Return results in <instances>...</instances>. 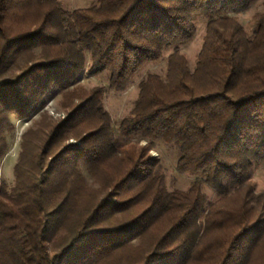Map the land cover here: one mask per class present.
<instances>
[{"label":"trees","instance_id":"1","mask_svg":"<svg viewBox=\"0 0 264 264\" xmlns=\"http://www.w3.org/2000/svg\"><path fill=\"white\" fill-rule=\"evenodd\" d=\"M250 2L96 0L68 10L61 0H0V75L24 60L0 78V161L11 115L30 117L51 90L68 110L42 114L23 136L15 186L0 179V264H264V193L250 183L264 162V12L250 38L235 22L218 26ZM196 14L210 22L195 70L171 54L166 80L148 75L120 126L179 145L178 170L201 179L169 191L149 146L116 143L105 89L77 81L107 70L110 88L125 89L194 37ZM204 183L222 199L210 202Z\"/></svg>","mask_w":264,"mask_h":264},{"label":"rangeland","instance_id":"2","mask_svg":"<svg viewBox=\"0 0 264 264\" xmlns=\"http://www.w3.org/2000/svg\"><path fill=\"white\" fill-rule=\"evenodd\" d=\"M64 7L68 10H74L81 7H87L96 0H61ZM264 12V0H251L248 8L241 12L230 13L227 15L228 20L219 21L218 26L222 25L226 31H232L233 27L229 26L235 22L242 28L241 39L244 37L250 38L256 27V16ZM210 19L204 15L196 14L194 23L196 31L194 37L185 43L169 47L163 54L160 60L147 63L129 82L123 90H115L109 86V72L107 70L90 73L88 69L84 70L78 78L77 84L86 89L95 87H103L105 89L102 98V104L108 112L111 124L114 129V139L118 145L134 144L135 146H149V155L157 159L158 164L155 172L162 175L165 180L166 187L169 191L187 190L196 179H201V176L190 172H180L177 168L180 148L175 142H166L161 138H147L140 135L128 136L120 130L122 121L129 115L134 107V104L139 96L140 83L145 80L148 75L155 74L163 81L166 80L169 71V57L177 52L182 55L187 67L192 73L197 65L198 55L202 49L207 27ZM226 22L229 25H226ZM89 60V59H88ZM89 62V61H88ZM24 63L21 58L10 63L2 72L0 78H9L13 74L19 72V66ZM64 97L59 90H51L46 97L44 106L32 114L30 117H19L11 115L12 122L15 125L13 132L8 135L9 151L0 161V179L3 180L8 190H11L16 183L14 168L19 160L22 151V141L24 134L29 129H36L38 122L41 120L42 114L59 120L67 116L68 110L64 106ZM68 143L75 144L79 141L75 137H70ZM86 181L89 186L94 189H99V184L94 182L92 175L83 169ZM250 183L254 187V193L258 196L264 193V162L254 163L250 173ZM203 192L207 195L210 202L222 199V195L208 184H203ZM229 202L231 197H228ZM224 199V198H223Z\"/></svg>","mask_w":264,"mask_h":264}]
</instances>
